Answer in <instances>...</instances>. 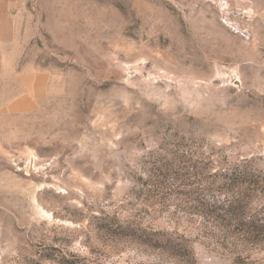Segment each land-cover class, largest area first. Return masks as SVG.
<instances>
[{"label": "rangeland", "instance_id": "obj_1", "mask_svg": "<svg viewBox=\"0 0 264 264\" xmlns=\"http://www.w3.org/2000/svg\"><path fill=\"white\" fill-rule=\"evenodd\" d=\"M10 1L0 264H264V0Z\"/></svg>", "mask_w": 264, "mask_h": 264}, {"label": "crops", "instance_id": "obj_2", "mask_svg": "<svg viewBox=\"0 0 264 264\" xmlns=\"http://www.w3.org/2000/svg\"><path fill=\"white\" fill-rule=\"evenodd\" d=\"M10 0H0V64L3 62V47L16 37L13 18L10 15ZM22 93L4 106L7 114H29L35 112L49 93L50 75L47 73L23 72L18 74Z\"/></svg>", "mask_w": 264, "mask_h": 264}, {"label": "trees", "instance_id": "obj_3", "mask_svg": "<svg viewBox=\"0 0 264 264\" xmlns=\"http://www.w3.org/2000/svg\"><path fill=\"white\" fill-rule=\"evenodd\" d=\"M159 173L163 174L161 177L162 179L163 178L164 179L175 178V180H179L180 178H182V176L179 175L180 172L176 174L173 173V167H169L165 169L164 171L162 168L159 167ZM211 208H213L212 209L213 213L217 211L220 213V215L223 213L224 215L222 216V219H229L232 216H235V218H238L237 212L240 211L239 203L234 202V201L228 202L225 206H222L220 208H216V207L215 208L211 207ZM151 241L152 240L150 239H146L144 242L148 243ZM156 248H163V249L169 250L173 254H179L182 252L181 250L185 251V248L181 249L179 246L172 244L170 240H166L165 245H163L162 247H156Z\"/></svg>", "mask_w": 264, "mask_h": 264}, {"label": "water", "instance_id": "obj_4", "mask_svg": "<svg viewBox=\"0 0 264 264\" xmlns=\"http://www.w3.org/2000/svg\"><path fill=\"white\" fill-rule=\"evenodd\" d=\"M31 163H32V165H33V163H34V160H32V162H31Z\"/></svg>", "mask_w": 264, "mask_h": 264}]
</instances>
